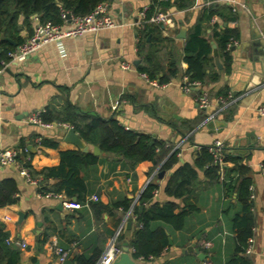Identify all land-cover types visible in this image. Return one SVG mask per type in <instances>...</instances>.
<instances>
[{
	"label": "crops",
	"instance_id": "obj_1",
	"mask_svg": "<svg viewBox=\"0 0 264 264\" xmlns=\"http://www.w3.org/2000/svg\"><path fill=\"white\" fill-rule=\"evenodd\" d=\"M219 1L230 4L228 0ZM154 2L159 6L160 0H113L110 12L118 23L116 27L65 38L62 46L50 42L26 60L9 61L4 65L0 71V148H16L24 141L31 152L27 160L34 171L56 167L61 163L62 151L79 149L64 140L65 128H53L56 130L48 133L28 122L33 112L45 111L54 97H57V105L64 103L65 94L60 88L67 90V100L77 108L104 119L113 117L126 129L172 146L170 152L178 151L179 164H194L201 146L222 140L226 151L249 168V189L254 193L250 214L253 235L248 239L246 251L240 255L251 264H264V115L259 110L264 106V63L252 60L251 56L255 54L244 47L251 44L254 35H259L264 45V0H235L237 12L226 11L227 16L234 18L225 21L224 25L235 29L237 35L228 71L210 29L203 27L216 45L222 64L219 68L213 47L211 67L219 74V79L201 87L211 99L206 108L197 100L199 89L188 93L181 88L180 76L161 83L160 72L152 79L148 75L145 77L146 73L141 70L142 67L152 68L145 60V53L151 48L147 47V52L139 54L140 27L135 22L142 9H150ZM167 12L177 23L170 30L165 29L164 35L176 31V37L164 40L154 50L155 62L164 67L175 62L181 74L188 67L184 49L199 18L200 8L181 10L173 4ZM39 21L36 16L28 24L23 21L20 37L28 38ZM181 21L187 28L184 39L177 37L182 28ZM150 39L149 35L148 41ZM250 85L252 87L248 88ZM225 93L236 97L235 101L208 120L218 108V99L228 97ZM116 102L119 104L114 109ZM42 135L51 141L57 140L58 145H44ZM85 142L89 146L87 152L97 155L99 160L83 167L86 190L79 198L64 193H44L40 181L43 179L41 185H46L54 183V179L46 180L40 174L32 176L39 180L33 183L16 166L0 165V187L3 183L16 187L15 202L0 207V223L5 224L9 232L6 245L19 251V264H77L72 262L76 255L90 256L95 252L101 255L123 223L126 242L122 247L129 246L135 225L132 208L125 210L121 204L114 205L130 200L133 206L150 179L160 185L154 202L175 201L178 203L176 212L185 206L186 199H176L165 192L171 170H163L162 176L159 173L153 176L159 165L149 174L153 163L143 161L133 169L127 161L106 155L98 144ZM224 165L230 167L234 161ZM198 171L194 195L188 199L198 210L188 217L186 229H167L170 244L167 254L162 257L134 258L130 252L136 264H202L204 259L199 257L198 243L194 251L185 252L200 233L202 236L211 234L214 264H240L235 259L238 228L234 218H242L244 211L237 200V192L227 194L222 183L224 170L219 182L206 176L205 168ZM67 201L73 203V208L65 207ZM97 204L108 206L109 211L98 208ZM130 219L132 224L128 228ZM198 230L200 232L192 238ZM17 240L27 245L21 247ZM54 244L69 251L64 263L53 251ZM4 257L9 258L7 254Z\"/></svg>",
	"mask_w": 264,
	"mask_h": 264
},
{
	"label": "trees",
	"instance_id": "obj_2",
	"mask_svg": "<svg viewBox=\"0 0 264 264\" xmlns=\"http://www.w3.org/2000/svg\"><path fill=\"white\" fill-rule=\"evenodd\" d=\"M113 0H0V69L5 63L10 61L8 52L27 40L19 35L21 23H30L33 16H38L43 22L52 21L53 23L62 22V11H69L74 15L86 16L93 12L95 8L104 2L111 3ZM158 2V0H156ZM156 2V3H157ZM195 0H160L159 6H152L147 11V16L156 12H167V9L175 4L181 10L190 9ZM226 11L236 13L234 5L228 3L214 2L200 8L199 18L191 31L185 45V60L188 64L187 69L180 74L175 62H169L165 67L155 62L154 50L168 39H175L176 31L169 35H164L165 27L161 24L145 23L138 32V51L140 55L147 52V47L151 49L146 54L145 60L151 67H142L141 70L154 79L155 73L160 72L159 81L167 82L172 78L187 76L190 82H199L201 87L210 82L219 79V74L212 71L211 63L213 61V41L208 34L210 29L213 40L215 41L220 55L226 61L225 68L228 71L231 67L232 46L229 43L236 40L235 29L224 25L234 16H227ZM24 18L23 21L21 20ZM216 18L215 22L212 21ZM176 20V19H175ZM22 21V22H21ZM177 23V20H176ZM207 29H203V27ZM33 30L30 36L33 34ZM2 35L14 41L3 39ZM151 39L148 41V36ZM29 36V37H30ZM163 71V72H162ZM200 87V89H201ZM195 88H192V91ZM198 90L200 94L203 90ZM65 94V101L62 105H57V97L53 98V103L42 113V119L48 122L67 124L74 127L80 136L87 142L98 144L100 149L108 156L119 157L129 163L131 168L143 161L153 163L149 174L159 165V172L171 170L172 174L165 186L167 195L178 198H184L185 206L182 210L176 212L178 203L167 201L165 203L154 202L155 193L160 189V185L152 179L147 184L138 201L133 205L129 200L116 203L129 210L132 208L131 217L134 220L133 232L128 240L129 247L134 248L132 252L134 258H156L167 254L169 247V234L167 229L173 230L186 229L188 217L198 210V207L189 197L194 195L196 182L198 180L199 169L205 168L206 176L215 182L220 181L221 172L224 170L223 185L227 194L237 192V200L241 203L244 216L234 218L237 226L235 259L240 264H251L250 260L240 254H243L248 247V239L253 235V222L250 220L252 198L250 188V179L247 177L249 168L240 164L239 160L225 149L224 161H234L232 166L221 167L214 161V157L209 150V146H201L199 155L194 164L185 162L179 164L178 151L172 150V146L166 145L163 141H158L152 137L140 132L126 129L115 118L104 119L96 114H92L77 108L73 103L67 100V90L60 88ZM225 93L224 95H227ZM232 95V94H230ZM228 96V95H227ZM43 137V135H42ZM42 143L56 147L58 141H51L43 137ZM20 161L24 162L29 168L31 175H43L44 179H54V183L41 185L40 189L44 193L60 194L64 193L68 197H81V193L86 190V182L83 178V167L96 164L99 157L92 152H84L80 149H70L61 152V163L56 167H47L41 171H34L27 156L31 154L28 145L22 141L17 147ZM170 152V153H169ZM264 171V162L262 164ZM16 187L13 184L3 183L0 187V207L15 202ZM98 208L107 210L108 206L97 204ZM200 230L196 231L192 238L196 237ZM9 236L5 224L0 223V254L8 255L5 259L0 257L1 264H19V251L6 245V239ZM126 239V233L122 232L119 237V244L123 246ZM202 239L210 240L211 234H206L198 241L199 250L206 253L201 246ZM211 256L212 250L210 251ZM100 257L98 252L93 255H76L72 262L77 264H96Z\"/></svg>",
	"mask_w": 264,
	"mask_h": 264
},
{
	"label": "built area",
	"instance_id": "obj_3",
	"mask_svg": "<svg viewBox=\"0 0 264 264\" xmlns=\"http://www.w3.org/2000/svg\"><path fill=\"white\" fill-rule=\"evenodd\" d=\"M230 4L234 5V10H236L235 4L233 1L228 0ZM214 2H220L219 0H195V3L192 7L201 8L206 5H210ZM148 8L142 9L139 13V20L135 23L142 27L145 23H155L161 24L165 27V29L170 30L175 27L176 20L175 18L168 12L159 11L150 16H147ZM70 14V17L68 15ZM62 22L61 23H53L52 21H39V23L35 26L33 34L27 38L25 42L17 46L15 49L8 52V56L10 61L12 62H22L26 60L31 54L36 52L42 46L54 42L62 46L63 40L68 37H77L86 33H97L99 31L114 28L118 25L116 19L110 12V3L104 2L100 3L93 12L86 16L74 15L69 11H62ZM39 18L38 16H36ZM216 18L212 19L215 22ZM134 23V25H135ZM232 43H229V47L232 46ZM7 63H5L6 65ZM127 68V65H124ZM1 71V69H0ZM147 77L146 74H144ZM201 87L199 82H190L187 76H184L181 82V88L185 92H191L192 88ZM236 97L233 95H229L226 98L218 99V108L217 110L210 116L208 120L213 118L216 114L220 113L223 109H225L229 104L234 102ZM197 100L201 107H208L211 103V99L206 91H202L197 96ZM119 102L113 105V108L118 107ZM260 113L264 115V106L260 107ZM44 110H39L33 112L29 118L28 122L39 127L41 130H49L53 128H65L68 129L70 126L62 123L48 122L42 119V113ZM209 150L214 157V161L218 163L221 167L224 166L225 161V147L222 140L215 141L212 145L209 146ZM19 152L17 148H0V165L1 166H16L20 172L31 182L38 183L39 180L33 179L30 168L18 158ZM159 168V167H158ZM156 169L153 173V176L159 173V169ZM151 180V179H150ZM150 180L148 182H150ZM251 188V187H250ZM252 191V189H251ZM251 197H254V193H251ZM96 199V197H94ZM135 204V203H134ZM133 204V205H134ZM65 207L68 209L73 208V203L67 201L64 203ZM133 207V206H132ZM125 227V223L121 224L118 229L115 231L114 235L111 237L110 241L106 245L104 251L100 255L96 264H113L123 252V247L119 244V237L122 234ZM11 240L8 239V242ZM17 244L21 247H25L27 244L24 241L17 240ZM200 246L207 251L206 257L204 258L202 264H214L210 251L213 247L212 240L202 239L200 241ZM53 251L58 257V260L61 263H64L70 253L64 247L54 244L52 246ZM134 248H130V252H134Z\"/></svg>",
	"mask_w": 264,
	"mask_h": 264
},
{
	"label": "water",
	"instance_id": "obj_4",
	"mask_svg": "<svg viewBox=\"0 0 264 264\" xmlns=\"http://www.w3.org/2000/svg\"><path fill=\"white\" fill-rule=\"evenodd\" d=\"M68 17H70V14L68 15ZM181 24H182V28L180 30V33L177 35V37L184 39V38H186L187 28L184 26L182 21H181ZM253 37L254 38H253V41L251 42V44L244 45V47H246L247 50L248 49L252 50L253 53L255 54V56H251L252 60H255V61L260 60V61H262V63H264V45H262L261 37L259 35H254ZM2 38L9 40L10 42L14 43L13 40L6 38L4 35H2ZM213 47H214V55L216 57L217 65L219 68H222V64L220 63L219 57H218V49L214 43H213ZM234 49H235V45L232 46V50H234ZM251 87H252V85H250L248 88H251ZM196 89H200V87H196ZM54 130H56V129H49V130H47V132L52 133V132H54ZM64 140L74 144L76 147H78L80 150H82L84 152H87L89 150V146L86 144L84 139L80 136V134L76 131V129L74 127H70L68 129H65ZM163 174H164V171L159 172V176H162ZM20 215H21V213H20ZM131 224H132V219H130L128 222V225H127L128 228L131 227ZM201 237H202V233L198 234L194 243L191 246L187 247L185 252L186 251H194L195 247L197 246V243L201 239ZM206 256H207L206 253H203V252L199 253V257L201 259H204ZM35 264H39V263L36 262ZM113 264H136L135 260L131 256L129 246H125L123 248V252L120 254L119 258Z\"/></svg>",
	"mask_w": 264,
	"mask_h": 264
}]
</instances>
